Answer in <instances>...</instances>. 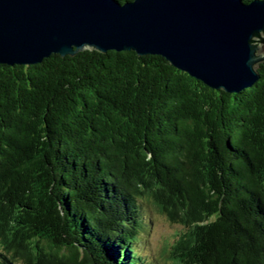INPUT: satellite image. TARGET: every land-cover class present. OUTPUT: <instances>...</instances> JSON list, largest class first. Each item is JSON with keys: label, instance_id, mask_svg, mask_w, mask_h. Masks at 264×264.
<instances>
[{"label": "trees", "instance_id": "16d2710c", "mask_svg": "<svg viewBox=\"0 0 264 264\" xmlns=\"http://www.w3.org/2000/svg\"><path fill=\"white\" fill-rule=\"evenodd\" d=\"M257 71L227 93L133 51L0 64V264H156L147 208L183 228L171 264H264Z\"/></svg>", "mask_w": 264, "mask_h": 264}, {"label": "water", "instance_id": "95a60500", "mask_svg": "<svg viewBox=\"0 0 264 264\" xmlns=\"http://www.w3.org/2000/svg\"><path fill=\"white\" fill-rule=\"evenodd\" d=\"M264 4L241 0H0V64L51 55H159L209 88L237 93L259 79Z\"/></svg>", "mask_w": 264, "mask_h": 264}, {"label": "rangeland", "instance_id": "374dc122", "mask_svg": "<svg viewBox=\"0 0 264 264\" xmlns=\"http://www.w3.org/2000/svg\"><path fill=\"white\" fill-rule=\"evenodd\" d=\"M145 217L150 222V228L141 235L144 255L153 258L156 264H171L168 258L169 248L183 232V228L170 223L153 208L146 209Z\"/></svg>", "mask_w": 264, "mask_h": 264}]
</instances>
